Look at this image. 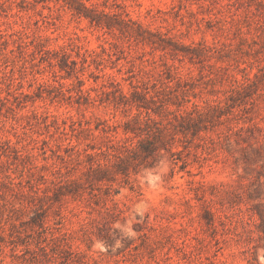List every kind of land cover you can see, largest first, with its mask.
Listing matches in <instances>:
<instances>
[{"label": "rangeland", "instance_id": "rangeland-1", "mask_svg": "<svg viewBox=\"0 0 264 264\" xmlns=\"http://www.w3.org/2000/svg\"><path fill=\"white\" fill-rule=\"evenodd\" d=\"M0 264H264V0H0Z\"/></svg>", "mask_w": 264, "mask_h": 264}]
</instances>
